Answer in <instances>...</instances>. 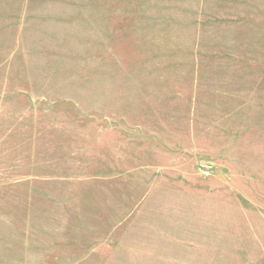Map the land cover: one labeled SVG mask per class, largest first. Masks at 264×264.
Wrapping results in <instances>:
<instances>
[{"label":"rangeland","instance_id":"374dc122","mask_svg":"<svg viewBox=\"0 0 264 264\" xmlns=\"http://www.w3.org/2000/svg\"><path fill=\"white\" fill-rule=\"evenodd\" d=\"M0 264H264V0H0Z\"/></svg>","mask_w":264,"mask_h":264}]
</instances>
